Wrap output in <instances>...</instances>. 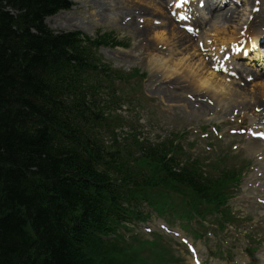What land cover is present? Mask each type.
I'll list each match as a JSON object with an SVG mask.
<instances>
[{"label":"trees","instance_id":"16d2710c","mask_svg":"<svg viewBox=\"0 0 264 264\" xmlns=\"http://www.w3.org/2000/svg\"><path fill=\"white\" fill-rule=\"evenodd\" d=\"M70 3L0 0V264H171L135 224L151 212L203 218L238 177L172 138L118 137L122 117L106 109L125 98L117 80L136 72L98 55L109 39L122 44L112 34L47 27Z\"/></svg>","mask_w":264,"mask_h":264},{"label":"rangeland","instance_id":"374dc122","mask_svg":"<svg viewBox=\"0 0 264 264\" xmlns=\"http://www.w3.org/2000/svg\"><path fill=\"white\" fill-rule=\"evenodd\" d=\"M116 1L71 0L68 9L45 19L47 26L55 31L80 30L92 37L97 33L112 32L117 39L125 42V46H103L98 49L106 63L125 72L137 69L141 74V79H130L121 85L127 99L119 105L107 106L108 112L122 116V120L116 123L114 132L120 137L135 132L138 137H143L149 142L178 138L191 156L201 158L205 163L222 156L221 164L225 163L243 172L239 189L228 201V206L237 219L224 229L216 226L214 215L212 217L207 215L200 224L193 219L189 222L191 228L203 235L201 239H197L180 227L182 223L180 224L179 220L171 218L174 223L172 225L161 218L151 216L148 221L139 225V229L133 228L132 234H137L142 239H157L156 235L159 234L162 240L160 245L164 244L165 248L171 247V250L166 249L176 257L175 262L172 261L171 264H193L192 254L184 240L186 238L192 240L204 264H264V203L260 200L264 199V142L252 139L247 131L251 121L258 123L257 129H264V126H261L264 120L253 119L264 114H261L264 93L258 89L256 80H249L248 77L249 73L253 72L254 64H249L242 58H234L236 59L234 61L243 63L247 70L238 78L231 76H226V80L222 78L228 85L226 88L228 90L222 91L229 92L230 89L232 92L228 97L225 94L213 97L205 93V90L197 92L187 80L185 81L184 75L190 74L183 67L172 75L158 69L159 63L162 62L160 60L173 62L178 58L182 59L184 66L192 63L193 68H201V62L204 60L200 54L203 51L202 47L213 53L217 50L213 44H220L221 37L222 44L229 42L226 38L227 31H240L242 24L251 17L249 15L251 7L258 5H255L258 0L250 5L236 7L238 15L229 28L218 21L210 25L208 23L204 30L201 29L200 40L192 42L187 39L189 42L181 45L182 47L177 42L179 34L176 30L179 28L175 27L176 30L171 32L166 24L165 16L169 17L167 5L172 0L161 1L160 4L153 0ZM129 5L137 8L134 10V21L138 29L154 27L148 38L137 37L134 29L130 27L128 29L124 25L125 22L132 20L131 15L126 13ZM231 5L230 3L227 6ZM160 7L165 9V16L160 15ZM119 9L121 13L123 12L124 18L119 21L121 24L115 21L120 13ZM197 15L208 19L210 14L203 6L198 9ZM260 29L264 31V27ZM173 78H178L179 84L174 83ZM170 91L184 98L186 106L181 101L170 99L168 96ZM200 102L208 105L207 112L199 111ZM235 102L245 103L248 111L244 113L234 105ZM105 138L110 141L111 134ZM254 145L257 146L253 147ZM171 201L172 206L178 209V202ZM142 206L143 211L147 210L145 204ZM162 223H166L170 231L162 228ZM160 245L157 246L158 249ZM142 255L149 262L154 259L148 256L147 252L143 251ZM165 255L168 256L166 253Z\"/></svg>","mask_w":264,"mask_h":264},{"label":"bare ground","instance_id":"6f19581e","mask_svg":"<svg viewBox=\"0 0 264 264\" xmlns=\"http://www.w3.org/2000/svg\"><path fill=\"white\" fill-rule=\"evenodd\" d=\"M153 1H156L157 3L160 4L161 1L165 2L166 0H153ZM222 1H225V0H222ZM116 2H119V1L117 0ZM244 2H254V0H244ZM131 3H132V1H131ZM114 4H116V3H114ZM116 7H118V6H116ZM175 7L176 6H174L173 9ZM183 7H184V5L179 6V9L177 10V12L178 11L184 12L181 10V9H183ZM206 7H207L208 13L210 15H209L208 19L201 18L197 15L196 19H194V24L196 27H203L204 28L208 23H209L208 25H210V23L218 21L219 23L226 25L227 26L226 28H229L230 25L233 23L232 22L233 19L236 18L238 15V12L236 11V9H233V8H221L220 9L219 6H213L212 3H210L207 0H206L205 8ZM261 7L262 8H261L259 13L252 14L250 12L252 14V18L250 20L247 19L242 24V25H244V24L246 25V26L244 25L246 28L245 29L243 28V30L245 31V35H253L254 36L256 34V28L258 26L264 25V1L263 0H261ZM135 9L137 10V8H135V7H132L130 5L128 6V9H126L127 10L126 13L128 15H131L132 20L129 21L130 19L128 18L129 22H125L124 25H126L127 28L130 27V28L134 29L137 37L148 38V36H150V32L153 31L154 27L149 26V27H145L142 29H138L137 24L135 25V21H134V18H135L134 10ZM144 10H145V8H144ZM159 11H160V15H163V16L166 15V11L163 7H160ZM118 12H120V9ZM122 13L120 12L118 14V16L115 18L116 19L115 21H117V23H119V21H122L124 19V18H122L123 17ZM136 13H138V12H136ZM127 14H125V15H127ZM96 15H98V14H95V16ZM165 18H166L167 28L171 32H174L176 30V28H178V26L176 25L177 24L176 21L174 20V18H171L170 16L169 17L165 16ZM136 22H138V21L136 20ZM119 24H121V23H119ZM130 28H128V29H130ZM226 28L224 30H226ZM176 33L179 34V36L177 37V42H179L180 47H182L184 45V43L186 44V42H189L190 40H192V38H190V36H188V34L185 31H183L182 29H177ZM227 34H228V36H226V38H228V40L233 45V47L236 48V45L238 43H240V41H241L240 38L243 36L239 34V31H227ZM175 35H177V34H175ZM161 39H163V38H161ZM187 39L189 41H187ZM222 39H223V37H221L219 39V43H220V45H223V47H224L227 42L222 44ZM143 48H144V50H147L146 47H143ZM150 48H151V45H150ZM261 50H263V54H264V49H261ZM151 52H152V50H151ZM156 55H157V53H156ZM206 59L209 60V58H206ZM250 60H251V62L255 60L257 63V65H254L255 67L252 70L253 71L252 74L254 75V80H256V84L259 85L258 89L259 90L261 89L262 92L261 91L260 92L264 93V82H262V81H264V79H263L264 78V69H261V67H263V64H264L263 56H262V54H258L257 57H255V55H253L252 59H250ZM156 61H158V59ZM160 61H162V62L159 63L158 69L163 70L164 73H166V74L169 73L170 75H172L173 73H177L182 67L184 68L185 71L187 70L189 72L190 76L188 75V73H186L185 75L183 74L185 77V81L187 80L190 83V85L196 89L197 92L200 90H202V91L205 90V92L207 94H211L213 97H219V95H224V94H225V96L228 97V95H230V93L232 94V92H230L231 91L230 89H229V92L228 91H222V90H225L228 86L226 82L222 81V78L224 79V77L221 76L220 74H216L211 68H209V66L206 62L205 63L203 62V60L201 62V68L200 67L193 68L191 65L192 63L186 64L184 66L182 64V59H180V58H178L176 60L174 59V61H173L174 63L170 62L168 60H160ZM183 62H184V60H183ZM171 63H173V64H171ZM234 64L238 65L237 74L240 75L243 72H246L247 68L243 65V63L234 62ZM179 66H180V68H179ZM168 68H170V70H166ZM172 81L176 84H179L178 78H173ZM246 85H247V83H246ZM159 90L162 91L161 89H159ZM226 90H228V89H226ZM213 93H214V95H213ZM168 96L170 99H173V100L175 99L176 102H180V101L183 102L185 104V106L187 104L186 100L184 98H181L180 96H177L175 94V92L170 91ZM177 98H181V99H177ZM234 105H236V107H239L240 110H246L248 108L245 103H236L235 102ZM198 108H199L200 112L205 113V112H207L208 105L206 103L202 102ZM261 109L264 110V106H261ZM255 146H257V145H254L253 147H255Z\"/></svg>","mask_w":264,"mask_h":264},{"label":"snow or ice","instance_id":"6c2138e0","mask_svg":"<svg viewBox=\"0 0 264 264\" xmlns=\"http://www.w3.org/2000/svg\"><path fill=\"white\" fill-rule=\"evenodd\" d=\"M255 135H258L260 137H264V132H257V133H254Z\"/></svg>","mask_w":264,"mask_h":264}]
</instances>
